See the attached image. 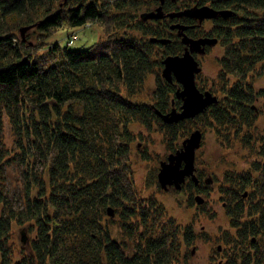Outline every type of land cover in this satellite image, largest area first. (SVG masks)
<instances>
[{
  "label": "trees",
  "instance_id": "trees-1",
  "mask_svg": "<svg viewBox=\"0 0 264 264\" xmlns=\"http://www.w3.org/2000/svg\"><path fill=\"white\" fill-rule=\"evenodd\" d=\"M160 5V0H0V137L8 121L20 156L30 165L43 161L48 178L35 176L31 167L26 205L15 210L4 191L5 166L14 158L0 146V264L173 263L181 244L179 226V230L174 223L164 226L155 236L146 228L149 211L142 212L138 223L145 231L139 233L138 224L127 222L137 203L128 175L130 144L136 138L129 125L134 121L147 128L159 124L171 135L172 151L178 150L174 143L186 137L193 125L201 132L217 127L229 147L234 138L244 149L253 146L254 132L243 128L255 122L257 102L264 104V86L256 90L249 81L264 78V0L164 1L165 14L204 5L232 12L211 20L209 28L194 27L196 20L184 17L144 19ZM87 23H96L106 32L89 48L71 50L69 35L65 47L58 41L46 47L58 29ZM17 24L22 32L34 29L37 42L22 41L15 32ZM174 24L188 26L185 33L191 38L211 37L221 44L223 96L210 89L218 98L216 103L194 119L166 124L157 112L166 114L182 105L176 96L181 85L157 72L167 56L185 51L179 30L171 29ZM152 38L168 42H152ZM206 48L208 53L210 46ZM151 74L156 75L151 102L136 101ZM231 77L235 82L228 84ZM259 149L264 153V138ZM243 183L245 179L240 188ZM185 187L194 188L193 182ZM236 198H228L229 209ZM109 207L115 215L123 214L126 236L113 237L104 230ZM230 215L232 226L239 228V209V216L232 211ZM14 222L30 223L36 229L31 254L19 260L11 243ZM243 226L239 243H250L246 232L251 225ZM183 229L186 243H192L194 231ZM241 259L262 263L248 253Z\"/></svg>",
  "mask_w": 264,
  "mask_h": 264
},
{
  "label": "rangeland",
  "instance_id": "rangeland-1",
  "mask_svg": "<svg viewBox=\"0 0 264 264\" xmlns=\"http://www.w3.org/2000/svg\"><path fill=\"white\" fill-rule=\"evenodd\" d=\"M63 1L61 0V2ZM147 9L145 7L144 12ZM210 24L211 21H207L204 26L209 28ZM21 25L26 27L24 24ZM14 28L22 41L27 40L31 45L37 42V35L34 29L30 28L22 32L18 24ZM67 35L73 40L70 49L81 50L89 48L105 36L106 32L103 27L96 23H87L77 28L66 26L65 28L58 29L51 38H48L46 47L50 45L49 43L55 41H58L62 47H65ZM222 56L223 47L220 43L210 47L207 54L197 55V60L202 66V72L196 76V84L200 89H211L221 97L223 93L221 89L222 81L219 78V59ZM163 68L157 69L161 77ZM249 81L253 83L256 90L264 86V78L250 77ZM234 82L235 79L231 77L228 84H233ZM155 89L156 75L151 74L147 77L140 92L134 99L139 102L150 103ZM257 105L260 109L264 107L262 100H259ZM203 119L199 118L198 120L201 122ZM129 128L136 136L130 144L128 175L131 182H133L137 203L136 213L131 215L127 222L137 225L142 219V212L148 213L149 211L147 215L148 226L146 228L153 235H160L164 226H168L169 228L172 227L173 223V226H176L178 230L180 227V233L178 232L177 235L181 243L180 249L176 252L175 260L172 264H222L220 260H224L223 264H234L236 260H239L237 258L239 256L235 252L238 251L237 248L241 252H250L253 251L252 247H256V245L259 250L254 252V258L264 262V233L258 235L257 240L253 242L252 246L244 242L243 245L236 247L234 251L229 250L228 253L224 252L225 248H232L233 242L238 237V228L232 226L230 210L224 208V203H228V198L231 196L239 198L238 192L233 190L239 176L245 174L246 180H248V173L252 172L254 174L253 178L261 173L258 170L256 161L259 159L258 153L260 152L261 139L264 138V117L260 116L253 125L243 128L245 131L252 129L254 134L258 135L255 137L253 146L248 149L242 148L240 140L235 138L232 147H229V143H223V138L220 137L221 135L217 127L213 129L206 128L202 132L203 140L201 147L196 151V164L205 173H203V180L211 179L212 184L200 189L196 187L189 189L185 186H182L183 188L181 189H176L175 186L163 189L160 186L158 174L161 162L165 161L170 154L175 152L168 145L171 135L166 130L164 132L161 126L156 123L151 128H147L142 123L134 121L129 125ZM195 130L201 131L200 128L193 125L191 130L185 134L186 137L181 136L174 143L175 149L181 148L183 141ZM0 146L9 150L11 156L14 158H11L12 160L5 166L6 181L4 191L7 194L10 206L15 210H22L26 205L25 197L30 179V174H28L30 173V168L33 167V174L35 176L41 177L44 175L45 180L48 181L43 161L39 159L30 165L29 159L26 161V159L20 156L19 149L16 147V137L8 121H6L4 132L0 137ZM220 185H224V187ZM246 189L245 191L248 193L247 197H251L252 192H254L253 184ZM34 192L35 194L38 192L37 187H35ZM198 194L203 199H207L200 207H198L199 204H197V200L195 199ZM237 201L239 202L238 209L240 215L244 220H251V218L257 217L256 214H252L257 204L252 205L247 200L240 201V199H237ZM234 205L235 203H232L231 207H234ZM238 209L236 213H238ZM122 218L123 214L121 213L116 212L114 217H111L107 213L102 222L104 230H108L113 237L126 236L125 232L128 231L122 226ZM154 222L156 225H153ZM185 227H189L194 231L195 239L190 244L186 243L183 229ZM137 230L140 233L146 229L144 225L140 224ZM172 233L174 234L175 232L171 229L170 234ZM35 237L36 229L30 223L22 225L16 222L13 223L11 243L14 246L13 253L18 260L23 254H31L32 244L36 240ZM219 246H221V250H218ZM227 254L229 255L227 256Z\"/></svg>",
  "mask_w": 264,
  "mask_h": 264
},
{
  "label": "water",
  "instance_id": "water-1",
  "mask_svg": "<svg viewBox=\"0 0 264 264\" xmlns=\"http://www.w3.org/2000/svg\"><path fill=\"white\" fill-rule=\"evenodd\" d=\"M164 1L160 0L161 5L156 10L146 14L144 19H162L166 16L171 18L186 16L201 23L206 19H214L217 16L227 17L232 14L231 11L215 10L208 5L194 6L180 12L165 14L162 7ZM171 29L179 30L178 34L182 38V43L185 45V51L181 55H169L162 61L164 65L162 77L168 82L175 80L181 85L176 93L177 98L182 101L181 108H172L166 114L157 112L166 124L194 119L218 101V98L209 90L201 91L198 88L196 76L202 72V66L194 55L195 53L205 55L206 47L215 46L218 42L217 39L211 37L191 38L185 33L188 26L182 24H174L171 26ZM151 41L156 42L159 40L152 38ZM159 42L166 44L168 41L160 40ZM202 140L203 133L200 130H195L183 141L181 148L175 153L170 154L166 161L161 162L158 179L163 189H168L170 186L181 189L187 177H191L196 181L194 174L196 151L201 147ZM196 200L200 203L203 202L201 196H197ZM108 215L111 217L115 216L113 208H108Z\"/></svg>",
  "mask_w": 264,
  "mask_h": 264
},
{
  "label": "flooded vegetation",
  "instance_id": "flooded-vegetation-1",
  "mask_svg": "<svg viewBox=\"0 0 264 264\" xmlns=\"http://www.w3.org/2000/svg\"><path fill=\"white\" fill-rule=\"evenodd\" d=\"M173 12H175V11H172V13ZM184 18H190V17L184 16ZM164 19L167 20L168 18H165L164 17ZM211 20H213V19H206L205 21H203L201 23H199L196 20L195 21V24H194V27L195 26H197V27L202 26L207 21H211ZM205 54H207V48H206V53ZM194 55L197 58V55H200V54L195 53ZM260 116L264 117V107H263V109L256 108V120H255V122L260 118ZM257 136H258L257 134H253L254 140H255V137H257ZM258 156H259V159L256 162H257L258 170L261 171V173L258 174L255 178H253V175L254 174H252V172L251 173H248V180H246V175L245 174L242 175V176H239L238 181L235 182V185H234V188H233V190H235V191L238 192L239 189L247 190L246 188L248 186H250L251 184H253L254 192H252V196L251 197H247L248 196V193L246 191L245 192L243 191V192H238V193L241 194V197L240 198H236V199H240L241 201L247 200L249 203H252V205H256L257 204V206H255L256 207L255 211L252 213V214H256L257 217L256 218H251V220H244L243 217H241V215L239 216L238 213H236L237 206L239 205V202L237 200H235L233 202V203H235V205H234L235 208L234 207H231V204H230V209H229L228 203L227 202L224 203V208H228L230 211H232L235 214L236 217L237 216L240 217L239 221L242 223V225L239 226L238 233L245 232L243 230L245 228L243 225H245V224H250L251 225V228L249 230H247L248 232H246V233H248V237H249V240H250V243L249 244L251 246H252L253 242L255 240H257L258 235H262L264 233V153L259 152L258 153ZM167 159H168V157H167ZM200 169L201 168L198 167V165L196 164V159H195V172H194V174L196 176V181L193 178H191V177H187L186 178V182H185V184H183V186H187L190 181L193 182L194 188L196 187L197 189H200L201 187H205L207 185H211L212 184L211 183L212 182L211 179H206V180L204 179L203 180V177H204V174L205 173H204V171H202ZM251 169H252V167H251ZM242 179H245V184L243 183L241 185V188H240L239 184H240V182H241ZM220 186H223L224 187V185H220ZM197 196H199V194ZM196 197H195V199H196ZM206 200L207 199L204 198L203 199V202H201V203L198 202V201H196L197 204H199L198 207H200L202 204H204ZM253 228H255L256 231H251ZM253 235H254V237H253ZM239 241L240 240L237 237V239L235 240V243L236 244L238 243L237 247H239L240 245H243L242 243H239ZM235 248H236V246L235 245H232V248H229V249L228 248H225L224 249V252L228 253L229 250L234 251ZM237 249H238V251H235V252H236V255L239 256V257H237V258H239V260H236L234 262V264H247V263H244L242 261V259H241L240 256H242L243 254H247V253L252 254V256H254V252L257 251V250H259V248H258L257 245H256V247H254L252 249L253 251H250V252H241L239 248H237ZM218 250H221V246L218 247ZM218 253L221 254L222 252H218ZM228 255L229 254H227V256ZM220 262L223 264L224 263V260H220ZM227 263H229V262H227ZM251 264H254V262L252 261ZM262 264H264V262H262Z\"/></svg>",
  "mask_w": 264,
  "mask_h": 264
},
{
  "label": "built area",
  "instance_id": "built-area-1",
  "mask_svg": "<svg viewBox=\"0 0 264 264\" xmlns=\"http://www.w3.org/2000/svg\"><path fill=\"white\" fill-rule=\"evenodd\" d=\"M70 43H72V41H70Z\"/></svg>",
  "mask_w": 264,
  "mask_h": 264
},
{
  "label": "bare ground",
  "instance_id": "bare-ground-1",
  "mask_svg": "<svg viewBox=\"0 0 264 264\" xmlns=\"http://www.w3.org/2000/svg\"><path fill=\"white\" fill-rule=\"evenodd\" d=\"M171 18V17H170Z\"/></svg>",
  "mask_w": 264,
  "mask_h": 264
}]
</instances>
